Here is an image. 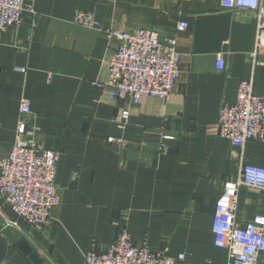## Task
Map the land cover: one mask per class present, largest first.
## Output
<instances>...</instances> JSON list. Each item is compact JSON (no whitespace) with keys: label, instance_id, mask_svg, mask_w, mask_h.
<instances>
[{"label":"crops","instance_id":"1","mask_svg":"<svg viewBox=\"0 0 264 264\" xmlns=\"http://www.w3.org/2000/svg\"><path fill=\"white\" fill-rule=\"evenodd\" d=\"M25 3L35 15L25 12L19 27L0 34V158L12 149L27 98L28 135L60 153L61 202L39 231L0 198V264H86L93 248L105 250L123 228L154 252L184 253L186 264H228L212 232L216 203L239 177L242 158L264 168V142L249 141L243 151L219 137L217 124L242 82L254 78V93L264 98V53L254 68L249 57L256 19L219 0ZM78 12L95 14L102 30L76 25ZM179 22L188 28L179 31ZM139 29L177 40L179 76L167 101L143 97L134 105L94 85L107 81L119 44L107 32ZM124 109L131 115L122 124ZM257 215H264V192L242 188L238 226Z\"/></svg>","mask_w":264,"mask_h":264},{"label":"built area","instance_id":"2","mask_svg":"<svg viewBox=\"0 0 264 264\" xmlns=\"http://www.w3.org/2000/svg\"><path fill=\"white\" fill-rule=\"evenodd\" d=\"M219 2L225 10L246 12L256 19L254 49L249 55L254 68L257 57L264 53V0ZM27 11L35 15L25 0H0V34L19 27ZM73 22L102 30V24L92 13L78 12ZM177 28L184 31L188 24L179 22ZM107 37L119 44L108 64L107 81L94 85L106 91L109 98L129 100L134 105L143 97L169 100L179 76L177 40H162L157 33L145 29L109 31ZM217 67L220 71L225 68L221 54L217 56ZM130 115L129 109L122 110L121 123L125 124ZM31 117V101L23 98L14 144L10 153L0 158V198L18 220L42 231L61 202L57 190L60 153L28 135L29 128L34 126ZM217 132L220 138L239 144L243 151L249 141L264 142V98L255 95L254 78L239 85L234 104L221 107ZM108 142L122 143L115 138ZM245 187L264 192V168L247 164L242 158L241 173L236 180L225 183L212 223L215 246L227 251L228 264H258L264 255V215L255 216L244 228L238 226L239 193ZM86 264H186V256H170L167 249L154 252L145 242H134L127 228H123L105 250L93 248L86 255Z\"/></svg>","mask_w":264,"mask_h":264},{"label":"water","instance_id":"3","mask_svg":"<svg viewBox=\"0 0 264 264\" xmlns=\"http://www.w3.org/2000/svg\"><path fill=\"white\" fill-rule=\"evenodd\" d=\"M26 253H28L29 255L32 253L31 252V250L29 249V250H26ZM34 262L36 263V264H40V262L38 261V260H35L34 259ZM42 264V263H41Z\"/></svg>","mask_w":264,"mask_h":264}]
</instances>
